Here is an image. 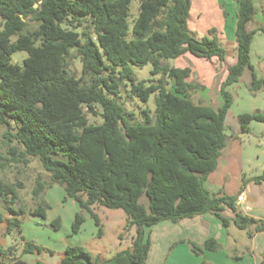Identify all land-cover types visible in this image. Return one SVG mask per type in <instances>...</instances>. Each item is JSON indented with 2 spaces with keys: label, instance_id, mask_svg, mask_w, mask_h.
Wrapping results in <instances>:
<instances>
[{
  "label": "trees",
  "instance_id": "trees-1",
  "mask_svg": "<svg viewBox=\"0 0 264 264\" xmlns=\"http://www.w3.org/2000/svg\"><path fill=\"white\" fill-rule=\"evenodd\" d=\"M132 1L0 0V126L8 128L4 138L23 149L17 155L10 148L11 161L37 159L49 181L37 180L33 196L54 185L61 187L65 198L93 219L99 235L103 229L94 206L124 213L125 226L118 240L134 230L130 246L109 259H92L84 248L68 246L58 264H146L150 251L146 229L206 214L226 228L232 224L245 231L254 226L258 232L264 227L237 210L239 194H212L205 187L229 139L225 120L234 99L229 88L248 71V90L264 89V79L257 77L250 62L254 35L264 36V24L247 29L256 14L254 0H234L235 62L219 86L221 105L216 108L190 100L191 94L204 89L187 82L190 68L162 63L185 54L223 63L225 51L215 30L201 39L190 33L191 0H139L129 41ZM31 24L37 26L28 30ZM71 50L81 63L80 78L67 72ZM20 52L27 57L21 65L12 63L11 56ZM147 64L151 75L159 79L149 80L148 85L136 82L131 67ZM125 81L130 83V94L143 104L155 95L153 114L145 109L141 121H135L117 102ZM97 108L102 122L88 124L86 113L97 115ZM237 121L239 134H246L252 122L264 126V113L242 114ZM252 182L264 183V172ZM0 197L8 198L7 210L15 217L7 222L8 234L16 232L23 241L18 218L24 212L12 208L13 186L0 183ZM41 201L29 216H45L48 205ZM83 222V215L76 213L73 235ZM51 226L58 230L59 220ZM178 243H186L195 256L220 248L213 238L200 246L184 240ZM42 250L31 242L22 243V254ZM9 252L10 247L0 246V264H26L20 259L6 261Z\"/></svg>",
  "mask_w": 264,
  "mask_h": 264
},
{
  "label": "rangeland",
  "instance_id": "rangeland-1",
  "mask_svg": "<svg viewBox=\"0 0 264 264\" xmlns=\"http://www.w3.org/2000/svg\"><path fill=\"white\" fill-rule=\"evenodd\" d=\"M203 0H195V2H202ZM259 1V2H258ZM205 4L213 2V4H220L219 0H205ZM223 2H226L224 0ZM263 2V1H262ZM260 3L261 0H256V8L260 13ZM138 6L139 0H134L130 4V16L127 20L128 23V33L127 40L132 39L131 30L133 25V20L138 15ZM208 7V6H207ZM212 7V8H211ZM217 8V7H216ZM212 6H209V12L213 13V10L216 9ZM261 14V13H260ZM37 25L31 24L27 29L33 30ZM252 26V25H251ZM1 27V20H0ZM216 35V34H215ZM14 40V38L12 39ZM223 47L227 50L226 57L227 62L219 63L216 59L206 61L204 59H198L191 55L185 54L180 58L174 60L163 61V64L168 65L169 67L174 68H190L191 75L187 79V82L200 84L204 86V90H197L195 93L191 94L190 100L194 103L202 102L204 104H208L212 107H217L221 102V97L219 95L218 87L220 85V77L224 71V69L229 67L227 64L231 62V58L233 55L232 47L229 44H222ZM27 57L25 52L15 53L11 56V62L21 65L22 61ZM67 63V72L69 76L80 78L81 77V63L78 58L75 57V52L73 50L70 51L69 56L66 58ZM135 81H146V85H148L149 80H157L159 76H152L151 70L152 67L150 64L145 65L144 67H131ZM119 71V69H118ZM117 71V72H118ZM214 76L213 80L211 79ZM250 81V75L248 72H245L240 81L238 89L235 87L233 89L234 96L236 94L241 93L244 89L247 90L246 83ZM86 82V79H83V83ZM170 87V86H169ZM154 97L155 95H151L148 102L143 104L130 94V83L125 81L120 86V95L117 99V102L121 104L124 110L127 113H132L134 115L135 121H141V112L147 109L150 114H153L154 111ZM237 108L233 109V111L228 113L226 118V126L225 133L227 135H234L236 133V128H238V121L236 116L234 115L237 112ZM97 115H91L86 113V118L88 124L98 125L102 122L100 117V110L96 109ZM6 126H0V183L2 185L13 186L16 192V200L12 208L15 211L19 209L23 210L24 215L19 217L20 228L22 234L25 236V239L32 241L34 245H38V247L43 250L33 257H30L29 254L26 256L27 264H32L33 259H38L42 261L44 264H50L52 260L55 258L46 251L49 249H60L62 247L59 239L67 240L69 245H82L83 241H85L88 237H90L95 231L98 233V227L95 226L93 219L84 211H80L78 205L74 203L70 199L65 198L64 190L54 185L52 188L47 189L40 194L39 197L33 196V189L36 187L37 180H42L45 182L49 181V175L46 173L37 159L26 158L21 162H14L12 160V156L9 152L10 148L15 150V153L19 155L22 152V147L18 145L15 141L8 142L4 138V133L7 131ZM11 132H14V126L11 124L9 127ZM252 173V172H251ZM255 173V171H253ZM227 189L231 190L239 183L240 178L236 176H232L229 174L227 178ZM239 187V186H238ZM240 189V188H239ZM238 189V192L234 195H241V190ZM8 200V198L6 199ZM5 198L0 197V214H2V221L0 222V243L3 242L4 239V249L11 248V252L13 255H9L11 261L13 259H18L22 253V241L20 237L17 236L16 232L12 234H8L7 232V222L8 220H12L15 217L10 214L7 208L10 206L7 204ZM48 205V209L45 211V216H29V213L34 210L37 206L42 204ZM143 202V201H142ZM244 211V208H240ZM241 210V211H242ZM94 211L98 214L100 219V225L102 229H107L109 226L106 224L109 221L113 220L115 212L124 216V213L121 210H110L106 208H102L99 206L94 207ZM76 213H81L84 218V222L80 227V230L77 234L71 233V224L73 222L74 216ZM226 216H231L230 212L226 211ZM55 219L59 220V229L55 230L51 226V222ZM161 226H170L169 223L164 225L160 223L154 227L146 229L145 233L150 237V253L148 257L147 264H188L186 263V255L184 253L183 247H178V249L173 248V245L166 246L163 248L164 237L163 236H172L170 231H163ZM161 228V229H160ZM122 232V231H121ZM167 232L165 235H163ZM163 233V234H162ZM133 231L124 235L123 238L129 239L130 235H133ZM111 235H107L105 238L108 240L106 244H110L112 238ZM230 237L232 239H236L237 247L239 252H246V248L250 247V241L247 238V234L245 231H240L236 229L234 226L230 227ZM97 243H91L89 245V249H95ZM126 246H130L131 241L128 240L125 243ZM108 246V245H107ZM125 246V247H126ZM10 253V252H9Z\"/></svg>",
  "mask_w": 264,
  "mask_h": 264
},
{
  "label": "crops",
  "instance_id": "crops-1",
  "mask_svg": "<svg viewBox=\"0 0 264 264\" xmlns=\"http://www.w3.org/2000/svg\"><path fill=\"white\" fill-rule=\"evenodd\" d=\"M204 1L205 0L202 2H195V0H191L188 29L197 39L207 36L208 31L214 29L219 45L225 51L226 62L227 50L222 44H229L230 47H232L233 55L230 57L231 62L227 64L228 66H231L235 62L236 43L234 32L236 28L237 5L234 0H226V2H223L224 0H219L220 4L217 2V6L216 4H213V2L207 5L208 3L205 4ZM212 5L214 8H217L213 10L211 15L209 10H212L208 9V7ZM254 7L256 14L248 24V30H254L259 25L264 24V0H261L260 3L261 14L256 8V0H254ZM223 12L226 13L225 17ZM211 60L213 61V59ZM250 62L257 77L259 79H264V36L259 32L254 35L251 43ZM226 71L227 67L224 69L220 77V84L226 76ZM213 78L214 76L211 79L213 80ZM248 84L249 82L246 83L247 90L244 89L241 93L236 94V97L234 96L233 89L235 87L238 89L239 82L229 88L234 99L228 113L237 108L238 111L234 114L236 118L242 114H252L254 112L264 113V89L252 92L248 90ZM220 105L221 102L218 106ZM214 108H216V106ZM225 128H227L226 122ZM227 136L229 137L227 145L218 159L216 169L207 177L205 187L212 194L224 193L228 196H233L240 188L239 190H241V195H243V201L238 205L236 204L237 210L248 218L264 224V183L255 184L252 182V179L260 176L264 172V126L260 123L252 122L249 124L248 133L239 134L238 127L236 128V133L234 135ZM253 171H255V173H253ZM229 174L240 178L239 183L231 190L227 189V178L229 177ZM94 207H92V210L98 217V214L94 211ZM240 208H244V211ZM111 215L114 216V219L106 224L109 228L104 229L102 235L93 231L90 237L80 243L82 244L80 247L84 248L92 259L97 257L101 259H109L117 252L129 247L126 246L125 243H127L128 240L131 241L133 235H130L129 239L122 238L121 240H118V234L125 226V216L122 217V215L117 212H115V215ZM163 224L167 225V222H164ZM169 225L170 226H161L163 229L162 232L165 230L167 232L170 231L171 233L175 231V233H172V236H163V248L168 246V244L169 246L173 245V248L175 249L183 247L185 249L186 263L188 264H260L264 261V227L258 232H255L254 226L245 230L247 238L250 241V247L246 248L245 253H241L238 251V242L236 239L230 237V227L234 225L230 224L227 228L223 227L220 221L212 215L206 214L193 219L182 220L176 224L169 223ZM131 231L134 233V230H130L129 233ZM167 232L162 234L165 235ZM21 235L23 238L22 243L31 242L34 245L32 241L25 239V236L22 233ZM107 235H111L110 238H112V241L110 244H106V241L108 240L105 237ZM207 238L215 239L220 248L215 252L204 251L201 255L195 256L191 253L190 248L186 243H178L179 241L184 240L200 246ZM4 242L3 239V242L0 243V246L3 249L5 248ZM59 242L62 245L60 249H46L51 255H55L52 256L55 259L52 260L50 264H58L68 246H78L69 245L67 240L59 239ZM93 242L97 243V246L92 250L89 249V245ZM35 254L37 253L29 254V256L33 257ZM9 255H13V252L8 253L5 258L6 261L11 259L10 257L8 258ZM25 255L28 254L21 253L18 259L27 264ZM148 257L146 264L148 263ZM38 261L40 260L33 259L32 264H36Z\"/></svg>",
  "mask_w": 264,
  "mask_h": 264
},
{
  "label": "built area",
  "instance_id": "built-area-1",
  "mask_svg": "<svg viewBox=\"0 0 264 264\" xmlns=\"http://www.w3.org/2000/svg\"><path fill=\"white\" fill-rule=\"evenodd\" d=\"M243 201V197L242 196H239L236 200V204H240L241 202Z\"/></svg>",
  "mask_w": 264,
  "mask_h": 264
},
{
  "label": "water",
  "instance_id": "water-1",
  "mask_svg": "<svg viewBox=\"0 0 264 264\" xmlns=\"http://www.w3.org/2000/svg\"><path fill=\"white\" fill-rule=\"evenodd\" d=\"M35 8L37 7V5L34 6Z\"/></svg>",
  "mask_w": 264,
  "mask_h": 264
}]
</instances>
